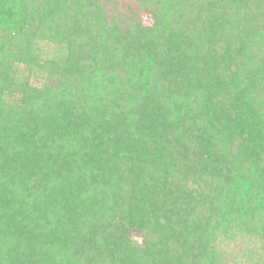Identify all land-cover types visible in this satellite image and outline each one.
<instances>
[{
  "label": "trees",
  "instance_id": "16d2710c",
  "mask_svg": "<svg viewBox=\"0 0 264 264\" xmlns=\"http://www.w3.org/2000/svg\"><path fill=\"white\" fill-rule=\"evenodd\" d=\"M0 264H264V0H0Z\"/></svg>",
  "mask_w": 264,
  "mask_h": 264
},
{
  "label": "rangeland",
  "instance_id": "374dc122",
  "mask_svg": "<svg viewBox=\"0 0 264 264\" xmlns=\"http://www.w3.org/2000/svg\"><path fill=\"white\" fill-rule=\"evenodd\" d=\"M18 71H19L18 72L19 78L23 79L25 77L24 75L26 74L25 70L20 68ZM243 241H244L243 239H239L235 242H227V243L222 244L220 247L224 249V255L228 259L230 260L240 259L242 256V251H244V249L246 248L245 246H248V243L243 242Z\"/></svg>",
  "mask_w": 264,
  "mask_h": 264
}]
</instances>
